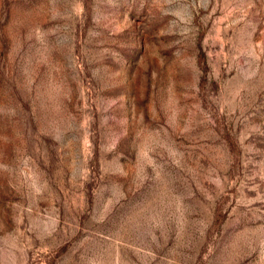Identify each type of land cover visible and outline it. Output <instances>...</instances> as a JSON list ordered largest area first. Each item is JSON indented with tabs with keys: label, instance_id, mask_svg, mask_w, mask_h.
<instances>
[{
	"label": "rangeland",
	"instance_id": "374dc122",
	"mask_svg": "<svg viewBox=\"0 0 264 264\" xmlns=\"http://www.w3.org/2000/svg\"><path fill=\"white\" fill-rule=\"evenodd\" d=\"M0 264H264V0H0Z\"/></svg>",
	"mask_w": 264,
	"mask_h": 264
}]
</instances>
